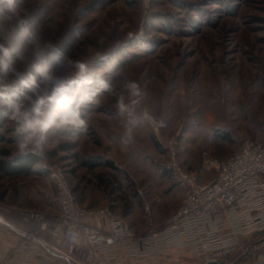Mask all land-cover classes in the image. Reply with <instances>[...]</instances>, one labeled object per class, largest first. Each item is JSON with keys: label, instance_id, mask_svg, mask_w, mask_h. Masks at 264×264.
I'll return each mask as SVG.
<instances>
[{"label": "rangeland", "instance_id": "1", "mask_svg": "<svg viewBox=\"0 0 264 264\" xmlns=\"http://www.w3.org/2000/svg\"><path fill=\"white\" fill-rule=\"evenodd\" d=\"M19 7L36 39L9 45L10 68L26 77L40 54L56 77L92 78L96 95L78 110L81 126L50 128L39 148L24 151L0 107V161L38 159L28 176L0 171L1 205L52 203L46 173L58 165L83 206L109 207L142 234L173 214L186 192L170 166L169 139L199 183L213 176L206 165L229 157L242 140L264 145V0H19ZM8 15H0V43ZM0 80L11 86L7 96L23 98L11 71H0ZM129 81L138 86L131 115L116 106L122 93L127 103ZM263 237L252 235L233 257ZM251 252L246 261L263 254L264 244Z\"/></svg>", "mask_w": 264, "mask_h": 264}, {"label": "built area", "instance_id": "2", "mask_svg": "<svg viewBox=\"0 0 264 264\" xmlns=\"http://www.w3.org/2000/svg\"><path fill=\"white\" fill-rule=\"evenodd\" d=\"M176 144L174 138L168 140L170 166L186 192L160 226L139 234L109 207L83 206L66 171L53 165L47 177L56 208L0 204L5 220L16 218L26 227V236L13 244L0 236V264H48L51 255L29 237L40 239L70 264H159L187 256L197 264L234 262L246 239L264 233V145L242 140L229 157L210 161L205 168L213 176L199 183L177 161ZM148 207L145 203L144 210ZM249 255L251 250L238 264H264V253L246 261Z\"/></svg>", "mask_w": 264, "mask_h": 264}, {"label": "clouds", "instance_id": "3", "mask_svg": "<svg viewBox=\"0 0 264 264\" xmlns=\"http://www.w3.org/2000/svg\"><path fill=\"white\" fill-rule=\"evenodd\" d=\"M8 13L11 21L8 35L4 37L5 43H0V71H11L18 78L26 92L22 99H13L6 95L11 86L0 80V107H6L9 112V120L14 133L22 137L18 146L24 151L29 144L34 143L39 148L45 137L40 133L50 128L79 127L82 121L79 119L78 110L84 104L90 102L96 95L93 88L94 81L90 77L81 80L75 78L56 77L49 69L46 59L36 55V60L28 69L27 76L20 74L15 68H10L8 59L13 51L10 44L14 41H23L27 44L34 43L36 34L27 27L26 13L19 7V0H0V15ZM3 30L0 29V33ZM22 58V57H21ZM57 57L53 56V59ZM86 69V65H82ZM39 77V79H37ZM125 95L122 93L116 101V106L122 112L134 113L138 103L134 97L138 96V86L129 81L124 84Z\"/></svg>", "mask_w": 264, "mask_h": 264}, {"label": "trees", "instance_id": "4", "mask_svg": "<svg viewBox=\"0 0 264 264\" xmlns=\"http://www.w3.org/2000/svg\"><path fill=\"white\" fill-rule=\"evenodd\" d=\"M227 138V137H224ZM38 164V159L33 155H25L10 161H0V171L7 176H24L31 173L32 167ZM92 167V164L90 165Z\"/></svg>", "mask_w": 264, "mask_h": 264}, {"label": "crops", "instance_id": "5", "mask_svg": "<svg viewBox=\"0 0 264 264\" xmlns=\"http://www.w3.org/2000/svg\"><path fill=\"white\" fill-rule=\"evenodd\" d=\"M38 165V164H37ZM36 165V166H37ZM35 167V166H34ZM34 167H32V169L34 168ZM32 169H31V173L30 174H32ZM29 174V175H30ZM4 175V174H3ZM4 176H7V175H4ZM23 176V175H22ZM24 176H28V175H24ZM46 176H47V173H46ZM8 177H19V176H8ZM47 179H48V177H47ZM48 181H49V179H48ZM46 198V197H45ZM49 201V200H48ZM49 207H51V208H56V206H55V204H54V202L52 201V203H47V204H45L44 206H42L41 208H37V209H45V208H49ZM11 218H6V221L8 222V223H10L12 226H14L15 227V229H17L19 232H21V233H25V231H26V227L25 226H23V225H21V224H13L12 222H11V220H10ZM0 236H1V239L3 240V241H5V243H7V244H13V243H15V242H17L18 240H19V238H21L22 236L20 235V234H18V233H16L15 231H12V230H10V229H8V228H6V227H2L1 228V231H0ZM49 254V253H48ZM50 255V254H49ZM50 260V262L48 263V264H70V263H68L65 259H62L61 257H55V256H52L51 255V258L49 259ZM159 264H170L169 262L168 263H159ZM196 264H197V262H196Z\"/></svg>", "mask_w": 264, "mask_h": 264}, {"label": "water", "instance_id": "6", "mask_svg": "<svg viewBox=\"0 0 264 264\" xmlns=\"http://www.w3.org/2000/svg\"><path fill=\"white\" fill-rule=\"evenodd\" d=\"M0 226L1 227H6V228H8V229H10L12 231H15L16 233L20 234L22 237L26 236V234L21 233L17 229H15V227L12 226L10 223H8L5 220V218L3 216H1V215H0ZM29 239L31 241L35 242L36 244L42 246L45 249V251L48 252L50 255L55 256V257H60V256L56 255L50 248H48L40 239L35 238V237H31V238L29 237ZM262 242H264V238L262 240L256 242L255 244L249 246L244 251V253H242L234 262H232L230 264H238V263H240L243 260V258L248 254V252L251 250V248H253L256 244H260ZM61 258L64 259L63 257H61ZM207 264H216V263L212 262V263H207Z\"/></svg>", "mask_w": 264, "mask_h": 264}]
</instances>
